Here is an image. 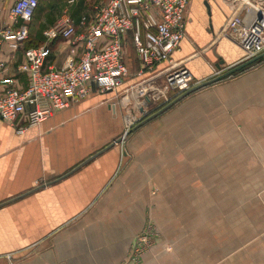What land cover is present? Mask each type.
<instances>
[{
  "label": "crops",
  "instance_id": "crops-1",
  "mask_svg": "<svg viewBox=\"0 0 264 264\" xmlns=\"http://www.w3.org/2000/svg\"><path fill=\"white\" fill-rule=\"evenodd\" d=\"M55 1L41 0L27 42L7 41L0 48V61L5 63L0 93L5 89L4 75L16 77L20 88L27 86V75L19 70L24 49L33 36L57 22H49V11L37 17L44 4ZM84 2L68 3L73 10H66L77 21L93 12ZM5 8L7 17V4ZM230 14L225 0L190 1L186 35L175 58L185 62L195 80L213 77L220 59L225 68L246 57L245 48L223 34ZM48 44V64L56 67L77 60L82 51L76 40L59 38ZM125 58L128 64L127 51ZM139 70H131L117 90L94 92L23 134L0 119V264H118L125 256L128 208L120 198L126 190L127 169L121 168L126 156L121 138L163 107L144 106L129 90L138 81ZM251 73L242 83L264 75V63L254 72L258 75ZM243 112L249 120V110Z\"/></svg>",
  "mask_w": 264,
  "mask_h": 264
},
{
  "label": "rangeland",
  "instance_id": "rangeland-1",
  "mask_svg": "<svg viewBox=\"0 0 264 264\" xmlns=\"http://www.w3.org/2000/svg\"><path fill=\"white\" fill-rule=\"evenodd\" d=\"M67 8L57 0L37 17L49 11L52 23ZM126 51L129 71L141 68L131 40ZM263 63L190 93L120 142L128 224L118 264H264V75L242 83Z\"/></svg>",
  "mask_w": 264,
  "mask_h": 264
},
{
  "label": "built area",
  "instance_id": "built-area-1",
  "mask_svg": "<svg viewBox=\"0 0 264 264\" xmlns=\"http://www.w3.org/2000/svg\"><path fill=\"white\" fill-rule=\"evenodd\" d=\"M67 1L75 4L79 0ZM190 1L104 0L78 21L66 10L54 25L43 31L45 43L24 49L19 70L27 75V86L18 87L14 76L2 77L5 89L0 93V119L23 134L94 92L117 90L130 75L125 58L128 40L133 43L141 63L135 74L139 79L129 90L147 106L154 104L159 108L168 104L200 82L195 81L183 60L175 58L186 35ZM225 1L231 14L223 34L247 51L240 62L263 53L264 0ZM40 2L0 0V48L7 41L25 43L30 39L29 24ZM6 4L7 17H4ZM59 38L81 42L82 51L77 60L56 67L48 64V42ZM4 69L5 63L0 61V71Z\"/></svg>",
  "mask_w": 264,
  "mask_h": 264
},
{
  "label": "water",
  "instance_id": "water-1",
  "mask_svg": "<svg viewBox=\"0 0 264 264\" xmlns=\"http://www.w3.org/2000/svg\"><path fill=\"white\" fill-rule=\"evenodd\" d=\"M264 57V52L260 53L248 60L242 61L238 64H234L232 65L228 70L222 72L221 74H218L217 76H213L211 78L202 80L196 84H194L191 88H189L188 90L184 91L182 94H180L177 98H175L174 100H172L171 102H169L168 104H166L165 106H163L161 109H159L158 111L154 112L153 114L149 115L148 117H146L144 120L140 121L139 123H137L134 127L128 129L125 132V135L122 136V140L124 139V137L126 135H128L129 133H131L134 129L138 128L139 126H141L143 123H145L146 121L150 120L151 118L155 117L156 115L160 114L161 112H163L164 110H166L167 108H169L170 106H172L173 104H175L177 101H179L180 99H182L183 97L187 96L188 94L202 88L205 86H208L210 84H213L227 76H230L234 73H237L241 70H244L247 66L253 64L254 62L260 60L261 58ZM224 62L223 59H220L217 63H216V67L221 69L222 63Z\"/></svg>",
  "mask_w": 264,
  "mask_h": 264
},
{
  "label": "trees",
  "instance_id": "trees-1",
  "mask_svg": "<svg viewBox=\"0 0 264 264\" xmlns=\"http://www.w3.org/2000/svg\"><path fill=\"white\" fill-rule=\"evenodd\" d=\"M42 38H44V36H43V34H42V36H41ZM31 38V37H30ZM41 43H37V44H34V45H30V46H27L26 45V48H28V47H34V46H38V45H40Z\"/></svg>",
  "mask_w": 264,
  "mask_h": 264
}]
</instances>
